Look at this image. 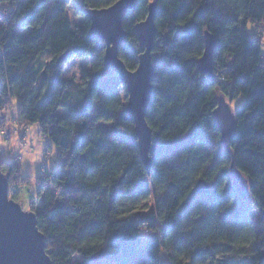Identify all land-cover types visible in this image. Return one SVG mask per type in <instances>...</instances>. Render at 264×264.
<instances>
[{
    "label": "trees",
    "instance_id": "trees-1",
    "mask_svg": "<svg viewBox=\"0 0 264 264\" xmlns=\"http://www.w3.org/2000/svg\"><path fill=\"white\" fill-rule=\"evenodd\" d=\"M72 2L78 25L67 15ZM115 2L0 0V111L16 102L21 125L58 132V163L29 203L53 264H212L222 256L264 264V0H139L124 17L119 57L136 70L144 48L135 26L157 3L150 172L125 112L128 90L105 66V41L89 36V8ZM206 31L216 41L214 81L198 64ZM78 54L91 59L81 82L64 75ZM218 95L244 97L231 147L252 205L229 174L232 155L213 115ZM0 165L11 187L31 184L19 158ZM199 179L213 189L192 199ZM11 198L20 203L22 194Z\"/></svg>",
    "mask_w": 264,
    "mask_h": 264
},
{
    "label": "water",
    "instance_id": "water-1",
    "mask_svg": "<svg viewBox=\"0 0 264 264\" xmlns=\"http://www.w3.org/2000/svg\"><path fill=\"white\" fill-rule=\"evenodd\" d=\"M139 0H117L107 8H89L87 14L91 20L89 36L105 41V66L112 65L117 69L118 78L128 90L127 106L125 112L135 123V134L137 136L140 154L143 157L148 172L151 170L153 130L147 122V110L152 97V76L154 73L152 50L155 47L157 37L156 16L158 13L157 3L152 2L148 7L146 18L138 22L135 32L139 44L144 51L139 55L136 70L127 68L124 61L119 57L121 45L126 44L127 34L123 19L127 14H132L137 8ZM205 49L198 64L202 73L208 75L210 81H214V49L216 41L213 35L206 31ZM68 53L58 58V64L67 57ZM214 119L221 131L222 144L227 152L232 155L230 175L236 186L239 196L247 205L253 204L250 184L247 177L240 172L235 163L232 151V139L237 133V118L235 111L227 99L217 96ZM11 183L9 177L1 170L0 165V264H53L46 249V237L38 227V217L35 212L26 211L22 205L12 199L9 195ZM191 198L208 193L213 189L210 183L199 179L194 186Z\"/></svg>",
    "mask_w": 264,
    "mask_h": 264
},
{
    "label": "rangeland",
    "instance_id": "rangeland-1",
    "mask_svg": "<svg viewBox=\"0 0 264 264\" xmlns=\"http://www.w3.org/2000/svg\"><path fill=\"white\" fill-rule=\"evenodd\" d=\"M76 3L72 2L67 9V15L73 25H78L82 20V17L76 13ZM250 32L255 29L251 24L248 26ZM264 39V38H263ZM264 50V47H263ZM49 56H44V60L47 61ZM91 65V59L86 58L83 54L73 56L69 63L65 67L64 75L66 77H72L75 81L81 82L82 71L84 68H88ZM122 95H125V91H122ZM244 97L239 96L237 99L230 102V106L233 110H237L243 103ZM16 104V102L14 103ZM12 102L9 103V107L4 112H0V130L7 129L10 135H0V161L10 160L13 161L19 158L22 161V172L24 175H32V182L30 185L25 184L23 186H10L9 195L12 197V191H20L22 198L20 204L26 211H31L29 203L31 199L37 195V184L41 179L43 170V164L46 158V164L49 169H52L58 163L60 157L59 137L58 132L53 128L52 133L43 134L40 124L34 123L31 125H21L16 115V106ZM65 110L60 108L59 114L64 115ZM103 128H108L112 124L108 122L98 123ZM238 203H234L236 206ZM250 213L252 216H256L254 206L250 207ZM144 234L148 233L144 231ZM164 261L166 257L163 256ZM212 264H238L237 258L232 260L229 256H222L219 261Z\"/></svg>",
    "mask_w": 264,
    "mask_h": 264
},
{
    "label": "built area",
    "instance_id": "built-area-1",
    "mask_svg": "<svg viewBox=\"0 0 264 264\" xmlns=\"http://www.w3.org/2000/svg\"><path fill=\"white\" fill-rule=\"evenodd\" d=\"M9 107V104L7 105V106H5L3 109H1V111L0 112H4L5 113V111L7 110V108ZM4 132V130H0V133H3ZM3 137H6V135H3ZM45 157V156H44ZM43 157V159L45 160V162H44V164H43V170H47L48 169V166H47V164H46V158H44Z\"/></svg>",
    "mask_w": 264,
    "mask_h": 264
},
{
    "label": "snow or ice",
    "instance_id": "snow-or-ice-1",
    "mask_svg": "<svg viewBox=\"0 0 264 264\" xmlns=\"http://www.w3.org/2000/svg\"><path fill=\"white\" fill-rule=\"evenodd\" d=\"M0 135H10V132H8V130L5 129L3 133H0Z\"/></svg>",
    "mask_w": 264,
    "mask_h": 264
}]
</instances>
